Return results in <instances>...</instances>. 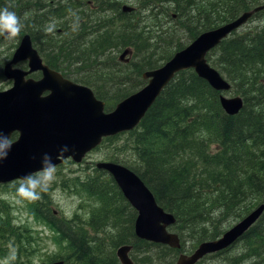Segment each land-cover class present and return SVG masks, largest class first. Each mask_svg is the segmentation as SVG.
<instances>
[{
    "label": "trees",
    "instance_id": "trees-1",
    "mask_svg": "<svg viewBox=\"0 0 264 264\" xmlns=\"http://www.w3.org/2000/svg\"><path fill=\"white\" fill-rule=\"evenodd\" d=\"M135 1L131 13L121 12L120 0H0V8L9 7L21 17L24 27L17 40L29 34L49 68L89 87L104 102V111L110 112L117 102L144 86V71L162 66L202 32L264 3ZM106 13L114 16L98 17ZM259 16L264 19V10L249 21ZM51 22L53 28L46 33L43 27ZM239 30L212 49L206 60L230 83L225 95L242 98L240 113L227 116L220 108L219 93L192 70H184L135 129L106 138L99 146L125 137L121 149H127L133 159L122 163L112 155L107 161L136 173L156 203L174 216L169 230L179 236L180 250L137 239L136 212L113 180L93 167L92 174L75 179L72 185L77 194L92 201L84 221L79 215L59 219L47 203H31L30 215L54 234L63 254L58 259L64 264H119L115 251L122 245L132 247L129 257L134 264H174L179 253L218 238L264 203V21ZM125 49L131 52L127 64L117 56ZM5 238L13 240L16 260L34 253L30 237H22L8 218L0 217V256L8 259L13 250L10 244H2ZM213 261L264 264V212L233 246L197 264ZM9 264L15 263L10 259Z\"/></svg>",
    "mask_w": 264,
    "mask_h": 264
},
{
    "label": "water",
    "instance_id": "water-1",
    "mask_svg": "<svg viewBox=\"0 0 264 264\" xmlns=\"http://www.w3.org/2000/svg\"><path fill=\"white\" fill-rule=\"evenodd\" d=\"M133 10L131 6H121L122 13ZM262 10L264 3L241 13L230 22L199 34L162 66L144 71L141 74L146 82L144 86L117 102L110 112L104 111V102L97 99L89 87L49 68L33 47L30 35H22L2 68L3 78L12 81V85L0 91V134L9 138L17 134V137L11 141L7 158L0 162V185L16 182L20 177L38 170L45 154L53 158L57 167L67 160L81 163L104 139L135 129L161 92L184 70H192L219 93L220 108L227 116L240 113L242 98L225 95L231 90V85L210 66L206 56ZM130 55V50L125 49L118 59L127 64ZM23 63H26V69L18 67ZM35 73L40 74L39 79L30 77ZM64 146L68 151L57 158ZM94 167L113 180L125 201L136 212L133 230L137 239L180 250L179 236L169 230L175 224L174 216L156 203L153 194L136 173L110 161H98ZM263 212L264 203H261L218 238L199 243L190 254L179 253L174 264H197L206 256L227 250L258 221ZM131 248L130 245H122L116 249L119 264H134L129 257ZM41 264H64V261Z\"/></svg>",
    "mask_w": 264,
    "mask_h": 264
},
{
    "label": "rangeland",
    "instance_id": "rangeland-1",
    "mask_svg": "<svg viewBox=\"0 0 264 264\" xmlns=\"http://www.w3.org/2000/svg\"><path fill=\"white\" fill-rule=\"evenodd\" d=\"M7 0H5L6 2ZM11 1V0H10ZM121 6H136L135 0H120ZM113 13H106L101 16H98L101 19L113 17ZM175 18V15L173 14ZM164 21V19H163ZM264 21L263 17L254 18L247 22L242 29L252 28L257 26L260 22ZM51 23H48L43 27L46 29H51L53 26ZM50 25V26H49ZM174 23H171L173 27ZM165 28V27H164ZM52 37V34H49ZM19 37V36H18ZM14 39H5L0 41V91L7 90L11 87L12 81H7L2 76V67L10 59L11 54L18 45L19 40ZM21 37V36H20ZM1 38V37H0ZM20 39V38H19ZM1 40V39H0ZM43 45V43L41 42ZM43 48V46H41ZM120 53H117L119 56ZM19 68L26 69V63L19 64ZM35 77H40L39 73L33 74ZM37 79V78H35ZM144 82V81H143ZM145 83V82H144ZM227 97L239 96L233 93L226 95ZM17 134H13L10 138L11 141L16 139ZM125 137H120V139L115 142L113 145H103L97 150L89 153L86 158L79 164H75L71 160L64 161L61 165L57 167L56 179L52 184L51 188L46 194V199L43 194L39 201L45 202L49 205L51 213L57 218H64L70 220L74 215H79L84 221L89 212V205L92 203L91 200H87L85 197L77 194L75 188H73V183L75 179H83L87 175L93 173V167L98 161H107L112 155L118 157L119 162L127 163L133 158L128 152L127 149H121L123 146V141ZM15 182L0 185V217L1 219L8 218L10 224L18 228L21 232V236H29L32 243L31 248L33 247L34 253L29 258H23L25 260H16L12 259L13 263L18 264L22 261V264H41L59 260L58 257L63 255L61 248L58 245H55L57 240L46 227H42V223L38 222L33 216H31L32 204L27 201L17 203L15 201ZM44 212V211H43ZM25 229L27 231H25ZM10 244L14 254L16 248L13 247V240L5 238L2 241V244ZM186 247H189V242L186 244ZM196 248V247H195ZM192 251H186V254H190ZM6 259L0 256V264ZM214 262V261H213ZM211 264H215V262ZM20 264V263H19Z\"/></svg>",
    "mask_w": 264,
    "mask_h": 264
},
{
    "label": "clouds",
    "instance_id": "clouds-1",
    "mask_svg": "<svg viewBox=\"0 0 264 264\" xmlns=\"http://www.w3.org/2000/svg\"><path fill=\"white\" fill-rule=\"evenodd\" d=\"M24 25L21 17L9 7L0 8V36L7 39L16 38L22 31ZM51 31V29H46ZM11 140L9 137L0 134V162L7 158L11 148ZM67 146H64L57 154V158L67 152ZM57 165L53 162V158L45 154L41 158V167L35 172L20 177L15 182L14 199L17 203L27 201L35 203L41 199L42 194L47 193L56 179ZM10 259H15V254L6 259L2 264H9Z\"/></svg>",
    "mask_w": 264,
    "mask_h": 264
},
{
    "label": "bare ground",
    "instance_id": "bare-ground-1",
    "mask_svg": "<svg viewBox=\"0 0 264 264\" xmlns=\"http://www.w3.org/2000/svg\"><path fill=\"white\" fill-rule=\"evenodd\" d=\"M24 34H27V33H24ZM24 34H23V35H24ZM28 35H29V34H28ZM116 52H117V51H116ZM117 215H118V214H117ZM120 215H121V214H120ZM32 216H33V215H32ZM33 217H34V216H33ZM34 218H35V217H34ZM39 222L43 224L42 227H46L47 230H49L48 227H47V225H46L44 222H41V221H39Z\"/></svg>",
    "mask_w": 264,
    "mask_h": 264
},
{
    "label": "flooded vegetation",
    "instance_id": "flooded-vegetation-1",
    "mask_svg": "<svg viewBox=\"0 0 264 264\" xmlns=\"http://www.w3.org/2000/svg\"><path fill=\"white\" fill-rule=\"evenodd\" d=\"M23 35V34H22ZM48 263V262H47Z\"/></svg>",
    "mask_w": 264,
    "mask_h": 264
}]
</instances>
